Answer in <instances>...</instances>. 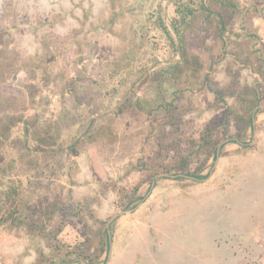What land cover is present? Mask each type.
Masks as SVG:
<instances>
[{
	"label": "rangeland",
	"instance_id": "rangeland-1",
	"mask_svg": "<svg viewBox=\"0 0 264 264\" xmlns=\"http://www.w3.org/2000/svg\"><path fill=\"white\" fill-rule=\"evenodd\" d=\"M201 1L0 0L2 62H15L0 79V108L55 120L61 138L54 148L83 137L74 152H57L41 172L22 166L32 182L21 187L20 211L43 223V206L58 201V208L46 220L52 227H1L0 264H33L44 258L42 251L58 264L67 250L74 251L72 264H81L78 254H94L99 233L124 209L115 201L138 180L130 206L141 202L110 224V256L107 246L93 256L95 264H264V110L255 115L246 148L228 138L236 128L226 114L229 134L219 141L218 163L208 176L211 158L196 180L159 178L150 188L153 177L141 166L162 149L159 121L182 111V132L173 136L181 151L186 137L235 105L233 96L217 100L214 88L233 79L243 85L245 76L250 85L264 83L248 51L260 47L264 56V0H236L240 12L227 17L222 34L203 24L189 33L187 47L207 54L211 67L204 76H171L170 65L181 57L178 19ZM236 53L241 56L234 60ZM174 97L168 114L159 105ZM23 126L15 123L12 131L22 133Z\"/></svg>",
	"mask_w": 264,
	"mask_h": 264
},
{
	"label": "trees",
	"instance_id": "trees-1",
	"mask_svg": "<svg viewBox=\"0 0 264 264\" xmlns=\"http://www.w3.org/2000/svg\"><path fill=\"white\" fill-rule=\"evenodd\" d=\"M178 6L180 7V5ZM179 7L176 8V12L179 11ZM185 8L186 9H182V14L178 19V27L180 30H176L180 42V61L174 62L169 67V73L175 79H177L181 72L185 74L184 71H186V74L189 76H199V73H202V75L204 73V75H206L207 70L211 67V60L208 58L207 54H201L199 51H191L187 47V37L189 33H194L199 26L203 24V28L207 30L213 29V31L222 34L228 22L227 17H233L240 12L236 0H206L201 1L198 7ZM248 13H250V11H247V14ZM248 51L257 61V67H252L253 71L258 72L257 74H259L261 78H264V60H261L256 55H252L254 53L253 49L250 48ZM239 57L240 55L236 53L233 59L236 60ZM3 58V52H0V79H4L7 75V70L4 69H10V66H14L15 64V62L14 64H5L2 62ZM205 61H209L207 63L208 65L205 64ZM250 62L252 63V59ZM245 77L242 79L243 85L239 86L237 80L233 79L222 89H213V93L216 95L217 100L224 99L225 96H233L235 105L226 107V113H224L221 118L217 116L207 120L197 135L186 137V148H182L181 151L179 149V141H176V138L173 136H179L182 132L180 129L182 127L181 125H183V122H181L182 111L180 113L177 112L179 114L176 117L175 115L171 116L169 121L163 119V121H159L156 124L161 130L157 137V142L158 146L162 149L157 150L158 154L155 156V159L147 160L150 161H146L147 163H141L143 164L141 166L145 169L146 166L148 167L147 171H145L149 179L160 172L183 174L188 177L196 178L197 172H200V170L205 167L208 160L210 158H215L214 151H216L219 141L226 138L229 134L226 122L229 120L227 115L230 113L231 117L234 119L236 131L231 133L228 138L231 142L240 144L239 146L242 148L249 146L248 142L250 141L251 135L249 130L253 128L251 125L252 116L264 110V83L257 82L254 85H250L245 80ZM204 81L203 79V82ZM174 101L175 97L171 101H164L159 106H163V111L169 114L172 108L175 107ZM141 108L142 106L140 105L137 111L140 112L139 109ZM9 109L10 107L0 108V198L2 201L0 205V228L7 225L18 228L21 226H28L30 222H32V227L38 229H45L46 226L52 227L53 224H48L46 220L48 218L51 220L55 210L58 208V201L46 203L43 209H39L44 213L42 218L44 221L43 223L29 221L26 214L20 211L25 205L22 204L19 198L21 187L23 184L32 182L29 171H22V166H25L26 170H38L41 172L48 167V163L53 161V158H56L57 152H62V150H65L67 153L74 152L75 148H77L80 143H83V137L76 138L69 143L65 149L61 146L54 148L61 138L59 127L55 124V120L41 119L37 111L28 115L23 111L19 113H5V111L7 112ZM18 122L23 123L24 129L22 133L20 132L16 135L12 131V128L15 123L17 124ZM87 130L88 126L85 132H87ZM88 134L87 132V135ZM91 134L89 135L92 136ZM165 135H168V137L170 136V144L164 143ZM101 136L102 135L96 136V139H101ZM170 149H172L173 152L169 151ZM199 156H201L200 162L192 169L191 167L195 163L194 160ZM19 162L23 163V165L19 164ZM147 172L149 174H147ZM207 175L208 173L205 176ZM38 178L39 177H36L35 183L39 182ZM182 178L183 177H177V179ZM140 184L141 180H138L131 187L132 191L131 189L123 190V194L120 197L121 199L119 198V200L115 201L116 206L119 208H127L132 205L135 191ZM112 187L113 189L116 187L115 183L112 184ZM123 197L126 199L123 200ZM94 217L95 220L102 222L95 214ZM106 229L107 228L102 229L101 233H99V245L93 252L94 254H78L82 259L87 260L89 264L94 263L93 256L98 258L100 254L107 249L108 236ZM60 230L61 227H57L54 230L53 236H55V238L58 234L57 232ZM85 244L92 245L90 242ZM66 253L70 255L74 254V251L72 250L69 252V250H67ZM42 254H44V258L42 260L36 259L33 264H43V262H46V264H53L54 254H48L47 256L44 251H42Z\"/></svg>",
	"mask_w": 264,
	"mask_h": 264
},
{
	"label": "water",
	"instance_id": "water-1",
	"mask_svg": "<svg viewBox=\"0 0 264 264\" xmlns=\"http://www.w3.org/2000/svg\"><path fill=\"white\" fill-rule=\"evenodd\" d=\"M258 82H261V80H259ZM258 92V91H257ZM255 110V109H254ZM255 122H256V119H255V116H252V119H251V125L253 128H251L249 130V133H252L254 132V125H255ZM240 145V144H238ZM220 147H221V143L218 144L217 148H216V151H214L215 153V158L211 159L210 161V169H209V174H211V171H212V168H214V166L218 163V151H220ZM207 175V176H208ZM176 177L175 174H166V173H159V174H156L153 176V178L150 180V188L153 187L156 179H159V178H167V179H170V180H173L174 178ZM183 178H185V180L189 179V180H196V178L194 177H188L186 175H182ZM176 179V178H175ZM141 201H138L136 203L135 206H130L128 208H124V209H120L116 214H114L113 216L110 217V219L107 221V238H108V241H109V244H108V250H107V258L110 256V252H111V247H112V244H111V234H112V230L111 228H109L110 224L112 223V225H114L121 216H124V215H130L132 213V211L135 210L136 206L140 203ZM72 258V257H71ZM80 261L81 264H87L84 260L82 259H78Z\"/></svg>",
	"mask_w": 264,
	"mask_h": 264
},
{
	"label": "flooded vegetation",
	"instance_id": "flooded-vegetation-1",
	"mask_svg": "<svg viewBox=\"0 0 264 264\" xmlns=\"http://www.w3.org/2000/svg\"><path fill=\"white\" fill-rule=\"evenodd\" d=\"M248 9V6H246L245 8H244V10L246 11ZM247 11H249V10H247ZM246 11V12H247ZM246 34H248V33H246ZM251 49H253L254 51H255V54H256V56L258 57V58H260L261 60H264V56L262 55V54H260V52H261V48L260 47H250ZM258 48V49H257ZM252 63H254V64H256L257 65V61L255 60V57H252ZM245 65V64H244ZM255 73H258V72H255ZM255 126V125H254ZM182 175L183 174H176V179H177V177H182ZM174 178V179H175ZM173 179V180H174ZM138 206V205H137ZM136 206V207H137ZM136 209V208H135ZM133 212V211H132ZM111 242V241H110ZM109 244V241H108V238H107V245ZM112 244V243H111ZM112 248V247H111ZM64 260H62L61 262H59L60 264H72L73 263V261H76V259L75 258H69V255H65V258H63ZM66 259V260H65ZM87 264H89L87 261H85ZM58 263V264H59ZM92 264H95V263H92Z\"/></svg>",
	"mask_w": 264,
	"mask_h": 264
},
{
	"label": "crops",
	"instance_id": "crops-1",
	"mask_svg": "<svg viewBox=\"0 0 264 264\" xmlns=\"http://www.w3.org/2000/svg\"><path fill=\"white\" fill-rule=\"evenodd\" d=\"M248 6V5H247ZM251 12V11H250ZM245 14L248 16V14L250 15V13H248L247 14V12L245 13V10H244V17H245ZM249 17V16H248ZM241 56V55H240ZM240 58V57H239ZM238 59V58H237ZM236 59V60H237ZM235 60V59H234ZM239 65L241 66V68H245L246 66H244V60H242V61H239ZM240 73H243V74H241L240 76H243L244 75V70H241L240 71ZM244 77V76H243ZM256 82H258V80L256 81Z\"/></svg>",
	"mask_w": 264,
	"mask_h": 264
}]
</instances>
